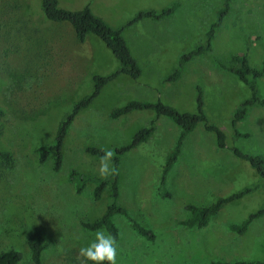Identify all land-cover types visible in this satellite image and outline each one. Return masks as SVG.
Here are the masks:
<instances>
[{
    "label": "rangeland",
    "instance_id": "374dc122",
    "mask_svg": "<svg viewBox=\"0 0 264 264\" xmlns=\"http://www.w3.org/2000/svg\"><path fill=\"white\" fill-rule=\"evenodd\" d=\"M61 1L75 8L90 3L94 13L113 27L123 26L142 9L161 10L173 2L178 6L161 19L146 17L123 29L141 73L136 79L119 74L75 115L63 142L61 168L54 171L53 157L40 161L38 147L53 143L62 118L92 92L93 77L110 75L120 62L94 34L81 43L68 22L46 19L40 0H0V150L9 151L13 159L11 166L0 161V250L20 251L22 259L17 264H27V238L39 229L47 244L41 264H80L79 249L98 230L107 233L104 227L88 230L82 222L99 217L110 196L106 188L95 200L93 181L77 193L68 172L108 175L111 157L109 173L101 176L104 156L91 155L86 147L109 150L126 144L155 119L153 134L125 152L117 169L118 203L132 219L150 228L155 238L138 234L125 215L115 213L116 264L264 261V214L242 233L229 228L263 206L261 185L224 204L204 227L181 224L189 215L186 204L208 205L262 180L231 149L264 156V106H250L233 126L236 107L252 92L234 73L219 67L218 61L229 64L233 55L240 54L251 67L262 66L264 0H228V12L215 30L210 50L185 61L175 81L165 79L182 54L204 41L225 0ZM255 86L257 95L264 98V74L256 78ZM199 90L203 112L209 123L224 132L225 147L219 148L216 134L199 122L186 135L167 173L165 188L170 196H162L158 190L162 167L180 127L152 109L133 110L117 118L109 113L130 100L158 99L181 112H197ZM235 129L248 135L236 136Z\"/></svg>",
    "mask_w": 264,
    "mask_h": 264
},
{
    "label": "trees",
    "instance_id": "16d2710c",
    "mask_svg": "<svg viewBox=\"0 0 264 264\" xmlns=\"http://www.w3.org/2000/svg\"><path fill=\"white\" fill-rule=\"evenodd\" d=\"M41 9L46 19L54 22H68L74 31L75 37L79 42H84L88 34H94L97 36L107 48L111 50L114 56L119 60L120 67L108 76L95 75L94 88L92 92L85 95L77 102L74 103L72 109L66 113L58 124L54 141L52 144L41 145L38 147L40 161L47 160L50 156L53 157L52 169L59 171L62 165L63 153L62 147L68 128L75 117V115L87 107L92 100L97 97L102 87L114 79L119 74H125L131 78L136 79L140 73L141 68L137 60L132 55L127 42L123 35V29L134 22L149 17L153 19H161L162 17L174 12L178 6V2H173L170 5L162 8L161 10L145 9L139 10L131 19H129L121 27H113L109 25L101 17L95 15L90 7V3L79 9H67L59 4V0H40ZM229 9V1L225 0L223 7L217 11V15L214 21L209 25L208 30L205 33V39L203 42L195 45L189 52L182 54L179 58L177 66L173 71L167 75V81L177 80L182 73V67L185 61L190 60L193 56L202 54L211 48V40L214 36L215 30L222 23L223 17L226 15ZM218 66L234 73L241 81H243L251 89V96L243 100L235 109L232 118V125L236 126L237 121L242 120L250 106L262 105L264 106V98L257 95V89L255 86V80L264 74V60L260 68L251 67L248 64L245 55L236 54L231 57L229 64H224L218 61ZM152 109L155 111L156 116H166L170 118L176 125L180 127L175 144L171 151L165 158V163L162 167V173L159 181L158 190L162 196L169 197L170 194L165 188L166 176L181 151L183 141L186 135L192 131L199 122L204 123L205 129L213 131L216 134V144L219 148L225 147V134L216 125L208 122L207 117L202 109V97L201 90L197 96V112H181L175 107L165 104L160 99L150 101H138L130 100L126 104L120 107H115L109 113L111 118H117L121 115L127 114L133 110ZM3 114V110L0 108V116ZM155 119H152L148 125L139 128L132 136L131 140L118 147H113L109 150L103 148L89 146L86 147V151L94 156H105L106 152H111L112 166L111 172L104 176L99 177L90 173L80 172L76 169H71L68 172V180L74 183L75 191L80 193L85 184L88 181H93L95 186L92 191V197L95 200L100 199L103 191L108 188L110 202L107 205L105 211L93 221L82 222V225L88 230H96L104 227L108 234L114 239H117L118 228L113 221V215L120 213L125 215L131 222L133 229L140 235L146 237L149 240L155 238V234L150 228L140 225L137 221L132 219L127 210L118 203L119 188H118V174L117 169L120 162V157L130 149L136 147L142 142H145L155 130ZM236 136L245 135L248 133H240L236 129L234 130ZM232 152L235 156L247 160L252 167L256 169L261 177V182L256 183L253 186L243 188L237 192L217 198L214 202L197 206L193 204H186L185 209L189 212V215L184 220H181V224L188 227L201 228L207 225L211 217L218 212V210L226 203L239 199L245 194L251 192L258 186L264 188V156L261 154L251 155L244 153L237 147H232ZM0 161L6 165L11 166L13 163L12 156L7 150H0ZM264 214V204L257 211L251 213L247 218L240 223H231L229 228L237 233L244 232L250 222ZM27 244L29 248V260L27 264H41V256L43 250L47 244L43 241L42 233L39 229H34L27 238ZM22 259V253L14 248L0 250V264H17ZM92 264V262H90ZM104 264H108L107 261ZM188 264H264L263 260H235V261H221L212 260L208 263H188Z\"/></svg>",
    "mask_w": 264,
    "mask_h": 264
},
{
    "label": "clouds",
    "instance_id": "9594fccd",
    "mask_svg": "<svg viewBox=\"0 0 264 264\" xmlns=\"http://www.w3.org/2000/svg\"><path fill=\"white\" fill-rule=\"evenodd\" d=\"M111 152H106L101 161L100 174L104 176L109 173L108 160L111 157ZM117 246L111 234L105 233L103 230H98L95 233V238L87 245L79 249L77 260L80 264H116ZM82 258V259H81Z\"/></svg>",
    "mask_w": 264,
    "mask_h": 264
},
{
    "label": "crops",
    "instance_id": "0c3cea01",
    "mask_svg": "<svg viewBox=\"0 0 264 264\" xmlns=\"http://www.w3.org/2000/svg\"><path fill=\"white\" fill-rule=\"evenodd\" d=\"M93 1V0H92ZM105 1V0H104ZM107 1V0H106ZM119 1H121V2H128V1H146V0H119ZM151 1V0H150ZM59 4H60V6H62V7H64V8H67V9H72V10H74V9H79V8H81L83 5H85V4H83L81 7H71V6H68V5H66V4H63V2L61 1V0H59ZM92 9V8H91ZM93 11V10H92ZM93 13H94V11H93ZM95 14V13H94ZM96 15V14H95ZM98 16V15H97ZM100 17V16H99ZM88 36V35H87ZM87 36H86V38H85V40H84V42L87 40ZM84 42H81V43H84Z\"/></svg>",
    "mask_w": 264,
    "mask_h": 264
}]
</instances>
